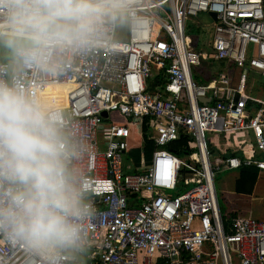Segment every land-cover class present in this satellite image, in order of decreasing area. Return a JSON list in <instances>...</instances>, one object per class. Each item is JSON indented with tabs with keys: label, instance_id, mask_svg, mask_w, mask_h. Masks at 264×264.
<instances>
[{
	"label": "built area",
	"instance_id": "1",
	"mask_svg": "<svg viewBox=\"0 0 264 264\" xmlns=\"http://www.w3.org/2000/svg\"><path fill=\"white\" fill-rule=\"evenodd\" d=\"M132 2L143 23L129 18L126 33L118 23L103 46L67 56L56 72L0 61V79L60 107L81 142L73 164L96 210L87 264H264V222L226 220L215 186L222 171L264 170V99L247 86L251 71L264 77V0ZM200 14L210 38L197 50L187 27ZM203 62L226 68L201 84ZM161 74L165 92H150ZM132 127L155 145L135 170L126 158L143 144ZM0 264L42 259L0 234Z\"/></svg>",
	"mask_w": 264,
	"mask_h": 264
},
{
	"label": "clouds",
	"instance_id": "2",
	"mask_svg": "<svg viewBox=\"0 0 264 264\" xmlns=\"http://www.w3.org/2000/svg\"><path fill=\"white\" fill-rule=\"evenodd\" d=\"M136 16L132 0H0L13 64L53 73ZM81 142L60 107L0 79V234L42 264H87L96 210L73 161Z\"/></svg>",
	"mask_w": 264,
	"mask_h": 264
},
{
	"label": "rangeland",
	"instance_id": "3",
	"mask_svg": "<svg viewBox=\"0 0 264 264\" xmlns=\"http://www.w3.org/2000/svg\"><path fill=\"white\" fill-rule=\"evenodd\" d=\"M210 22V18L205 14H200L197 17L188 20L187 27V40L193 45L197 50L199 49L198 44H201L202 36L210 38V33L208 32L207 25ZM201 26L203 32L199 31L198 34L197 27ZM203 33V34H202ZM3 54L9 55V52H3ZM217 64L209 66L207 62H203L202 66L197 67L198 71H201L206 78L210 77L216 72ZM235 67L232 66L229 68L230 77H232ZM248 93L256 98L264 99V82H260L255 78V75L252 73L247 80ZM118 121H121V118L115 117ZM183 156V155H182ZM239 170H230L219 172L215 176V184L218 192L219 205L222 209L224 215L231 216V208L229 198L239 193L238 196L241 201L237 200V207L246 206L256 216H264V173H261V176L256 185L253 188L249 187H239L235 186L236 181L239 180L240 174ZM237 192H236V190ZM240 210V208H238ZM233 263L238 264L236 256H233Z\"/></svg>",
	"mask_w": 264,
	"mask_h": 264
},
{
	"label": "crops",
	"instance_id": "4",
	"mask_svg": "<svg viewBox=\"0 0 264 264\" xmlns=\"http://www.w3.org/2000/svg\"><path fill=\"white\" fill-rule=\"evenodd\" d=\"M197 31H198V34L199 35H201L200 33H199V30L197 29ZM204 33V32H203ZM202 33V34H203ZM206 33H204L203 35H205ZM202 36V35H201ZM208 40H209V36H208V38H206L205 36L203 37L202 36V41H201V44L199 45L198 44V46H199V48H205L206 47V45H207V43H208ZM6 61H11V57L8 59V60H6ZM221 66V65H220ZM219 65L218 66H216L215 68H216V72L213 74V75H215L218 71H221L222 70V67L223 68H226V64L224 63V65L223 66H221L220 67ZM253 73V71H251V73H250V76H251V74ZM254 75H255V78L258 80V81H260L261 82V76H260V74H258V73H256V72H254L253 73ZM194 76H195V79H196V81L197 82H199V83H201V84H207L209 81H210V79H211V77H212V75L210 76V77H208V78H206L205 76H204V74L201 72V71H198L197 70V68L195 69V71H194ZM263 77V76H262ZM264 78V77H263ZM160 79V86H158V87H154V84H156V82L158 81ZM158 84H159V82H158ZM165 87H166V82H165V80H164V78H163V75L161 74L160 76H155V77H153V78H151L150 80H149V83H148V88H149V91L150 92H157V91H159V92H165ZM158 88V89H157ZM250 105V106H249ZM249 105H248V110H249V112L251 113V112H253V111H256L259 107H258V105L257 104H254V103H249ZM142 129H136V128H134V127H132V133H133V137H134V139L137 141V142H140V143H142L143 144V147H144V144H145V139H143V137H142ZM252 140L254 139V137L253 136H251L250 137ZM143 147H141V148H137V149H142ZM134 150H136V149H134ZM260 150H262V149H260ZM153 154V153H152ZM179 155H183L182 153H180ZM152 157V156H151ZM183 157V156H182ZM142 159L146 162V161H148V160H150V159H146V157H145V155H144V153L142 152V151H140V153L137 155V154H135V153H133V150H132V152H130L129 153V155L127 156V158H126V164H130V166L131 167H133V169L135 170V168L137 167V166H139L140 165V163H141V161H142ZM133 170V171H134ZM239 172H240V169H239ZM261 173H264V170H260L259 169V175H258V178H257V181H256V183H255V185L257 184V182H258V180H259V178H260V176H261ZM240 174V173H239ZM239 180H240V177H239ZM238 180V181H239ZM238 181H236V183H235V186H237V182ZM215 186H216V184H215ZM216 190H217V187H216ZM236 190V189H235ZM236 192H237V190H236ZM238 192H237V194L236 195H234V196H232L231 198H229V202H230V208H231V216H229V215H227L226 216V220L227 219H230V218H232V217H234V216H237V215H241V216H244V217H251V218H254V219H257V220H260V221H263L264 222V216H256V215H254V214H252V212H250V210L251 209H249L248 207H246V206H240V207H237V200H239V201H241V199L239 198V197H241V196H238ZM217 196H218V192H217ZM218 201H219V199H218ZM238 208H240V210L238 209ZM222 210V209H221ZM223 213V212H222Z\"/></svg>",
	"mask_w": 264,
	"mask_h": 264
},
{
	"label": "trees",
	"instance_id": "5",
	"mask_svg": "<svg viewBox=\"0 0 264 264\" xmlns=\"http://www.w3.org/2000/svg\"><path fill=\"white\" fill-rule=\"evenodd\" d=\"M3 52L6 53V52H9V51L6 48H4L3 46H0V61H6V60H8L10 58V55L3 54ZM208 65L211 66V65H215V64H208ZM218 65L219 66L220 65L223 66L224 63H220ZM260 78H261V82H264V78L262 76ZM158 82H159V84H158ZM160 85L161 84H160V79H159L156 82V84H154V87L155 86L158 87ZM154 149H155L154 143L151 142V141L146 140L145 144H144V147L142 149L133 150V153L138 155L140 153V151H142L144 153L146 159H150ZM258 175H259V169L256 166H245V167H242L240 169V180L237 182V189L239 187H242V186L253 188V186L255 185V183L257 181ZM223 217L226 219V215L223 214Z\"/></svg>",
	"mask_w": 264,
	"mask_h": 264
},
{
	"label": "water",
	"instance_id": "6",
	"mask_svg": "<svg viewBox=\"0 0 264 264\" xmlns=\"http://www.w3.org/2000/svg\"><path fill=\"white\" fill-rule=\"evenodd\" d=\"M211 16H212L214 19H216V14H215V13H211ZM121 29H122L123 33H126V32H127V24H126V22L121 23ZM122 35H123V34H122ZM122 35H120L119 39H122ZM200 102H201V103H208V102H209V99L202 98V99H200ZM102 115H103L104 117H106V116H107V113L104 112Z\"/></svg>",
	"mask_w": 264,
	"mask_h": 264
}]
</instances>
